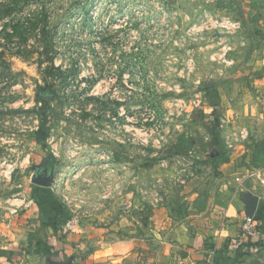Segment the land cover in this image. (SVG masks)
<instances>
[{
    "label": "rangeland",
    "instance_id": "rangeland-1",
    "mask_svg": "<svg viewBox=\"0 0 264 264\" xmlns=\"http://www.w3.org/2000/svg\"><path fill=\"white\" fill-rule=\"evenodd\" d=\"M256 172L264 0H0V264L142 262Z\"/></svg>",
    "mask_w": 264,
    "mask_h": 264
},
{
    "label": "crops",
    "instance_id": "crops-1",
    "mask_svg": "<svg viewBox=\"0 0 264 264\" xmlns=\"http://www.w3.org/2000/svg\"><path fill=\"white\" fill-rule=\"evenodd\" d=\"M242 189L246 191L244 193L230 191L227 192V198L220 199L218 197L210 209L211 214L201 219L199 228L194 227L197 229L194 235L189 237L184 235L182 238L172 239L169 241L170 243L165 244L164 248L160 245V251L152 258L147 257L142 262H133L136 257L119 253L115 244L113 252L117 254L113 255L114 264L129 261L133 262L132 264H227L232 257L235 258L230 264H247L245 260H254L257 264H264V260L261 259H264V186L260 184L255 189L245 186ZM242 189L239 187L240 191ZM254 198L255 201L252 204L254 213L256 212L254 219L261 227L258 233L249 237L250 241H253V245L246 246L244 243L242 244V239H238L236 236L240 233V219L247 212V201ZM221 211H225L227 215L223 227L219 223ZM233 247L237 248V253L243 254L244 262L236 260V254L231 255ZM249 248L251 252L246 253Z\"/></svg>",
    "mask_w": 264,
    "mask_h": 264
},
{
    "label": "built area",
    "instance_id": "built-area-1",
    "mask_svg": "<svg viewBox=\"0 0 264 264\" xmlns=\"http://www.w3.org/2000/svg\"><path fill=\"white\" fill-rule=\"evenodd\" d=\"M251 174L252 172L247 171L246 173H242L241 175L237 176L235 178L237 185L240 187L244 185L250 179ZM254 177L257 179V181L259 180L258 183L264 184V176H261L259 173L256 172L254 174ZM226 217V212L221 211L219 221L221 227L224 226V221ZM239 229L242 236L252 237L253 235L259 232L260 227L259 225H257L252 215L244 214L240 219Z\"/></svg>",
    "mask_w": 264,
    "mask_h": 264
},
{
    "label": "trees",
    "instance_id": "trees-1",
    "mask_svg": "<svg viewBox=\"0 0 264 264\" xmlns=\"http://www.w3.org/2000/svg\"><path fill=\"white\" fill-rule=\"evenodd\" d=\"M53 67H54V65H53ZM55 68V67H54ZM42 102H43V107L41 108V113H40V115H42L43 117H44V114H45V110H46V106H47V101L46 100H42ZM250 243L248 244V245H253V241H249ZM247 250V249H246ZM253 250H254V248H253ZM251 252V249L249 248L247 251H246V253H250ZM234 254H236V260H238V261H242V259H243V254H241V253H237V250H235L234 251Z\"/></svg>",
    "mask_w": 264,
    "mask_h": 264
},
{
    "label": "water",
    "instance_id": "water-1",
    "mask_svg": "<svg viewBox=\"0 0 264 264\" xmlns=\"http://www.w3.org/2000/svg\"><path fill=\"white\" fill-rule=\"evenodd\" d=\"M254 201H255V198L254 199H250V200L247 201V206H246L247 207V209H246L247 212L246 213L248 215H252L253 212H254V207L252 205L254 203Z\"/></svg>",
    "mask_w": 264,
    "mask_h": 264
}]
</instances>
